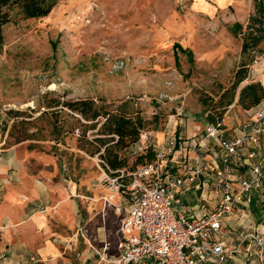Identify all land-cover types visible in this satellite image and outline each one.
Returning <instances> with one entry per match:
<instances>
[{"label":"rangeland","instance_id":"1","mask_svg":"<svg viewBox=\"0 0 264 264\" xmlns=\"http://www.w3.org/2000/svg\"><path fill=\"white\" fill-rule=\"evenodd\" d=\"M48 1L53 5L43 17H25L19 3L1 9L8 20L0 40V252L6 234L23 233L20 225L38 214L41 226L24 224L36 239L29 254L38 259L33 264H97L103 246L118 241L127 202L121 191L108 190L99 153L90 155L81 146L91 148L78 140L85 128L78 115L62 105L47 107L50 100L90 98L114 105L132 99L146 127L125 152L130 162L139 148L156 142L158 132L177 126L173 133L193 139L189 147L198 152L205 107L231 86L234 71L251 55L245 81H260L254 66H263L264 41L250 56L241 54L233 25L245 29L252 0ZM245 81L222 115V130L251 116L237 101ZM202 99H211L209 106ZM55 109L64 129L57 143L49 115ZM98 126L86 129L87 139ZM196 195L186 192L179 206L197 213ZM11 212L17 213L13 226L7 223ZM233 218L228 244L240 252L226 264H264V191L257 203L235 208ZM47 241L58 243L57 255H36Z\"/></svg>","mask_w":264,"mask_h":264},{"label":"built area","instance_id":"2","mask_svg":"<svg viewBox=\"0 0 264 264\" xmlns=\"http://www.w3.org/2000/svg\"><path fill=\"white\" fill-rule=\"evenodd\" d=\"M262 58L264 65V55ZM221 119L207 123L202 139L213 140L215 152L204 160L198 152L192 158H183L176 166L178 172H174L170 154L183 149L185 141L175 134L153 145L152 164L129 173L122 169L114 175L104 171L109 191L124 189L134 196L124 210L122 233L115 245L117 255H105L110 249L107 243L98 252L97 264H226L240 252L217 235L222 217L233 210L234 204H249L253 194L264 186V106L251 112L235 137L222 130ZM142 136L144 141L148 139L147 133ZM259 148L263 151L257 155ZM203 172L211 175L218 200L207 214L192 218L187 210L177 208V194L195 184ZM125 176L130 178L127 183ZM250 236L259 237L253 233ZM36 262L38 259L30 255L28 264Z\"/></svg>","mask_w":264,"mask_h":264},{"label":"trees","instance_id":"3","mask_svg":"<svg viewBox=\"0 0 264 264\" xmlns=\"http://www.w3.org/2000/svg\"><path fill=\"white\" fill-rule=\"evenodd\" d=\"M252 11L248 16L247 24L243 29L241 23H234L235 32L241 35V54L250 56L252 51L258 50L261 42L264 41V0H252ZM13 3H19L25 17L35 18L46 16L53 3L48 0H0V40L1 26L7 22L6 13L2 12V8ZM178 45V44H177ZM179 50L192 57L191 51L183 49L178 45ZM261 53V52H260ZM177 58V57H176ZM253 60L252 55L249 62ZM248 63L242 62L233 73V81L230 87L225 88L218 96L210 108H206V118L208 122H213L217 118H222L226 108L233 102L239 85L247 80ZM264 99V84L260 81L250 80L243 83L238 90L237 101L246 112H253L254 109L262 103ZM204 106H209L211 99L201 100ZM62 105L77 114L75 120L85 128L81 131L78 140L91 146L86 148L81 145L90 155L99 153L101 166L111 175L116 174L115 171L122 169L125 173L133 172L154 162L155 150L152 144L143 148L129 161V156L125 152L137 143L140 134L146 127V121L141 114V109L134 107L132 99L126 98L119 100L117 104L98 103L90 98H81L69 101H60L51 99L48 103L49 108ZM220 108V109H219ZM59 109L49 113L52 120V134L55 143L59 142L64 129L59 122ZM61 116V115H60ZM96 136L89 140L85 132L88 128H94L98 125ZM72 129V128H71ZM70 129V130H71ZM26 137L19 138L18 141L24 140ZM82 148V149H83ZM130 180L129 176H125L124 182ZM126 202H131L134 194L121 189Z\"/></svg>","mask_w":264,"mask_h":264},{"label":"crops","instance_id":"4","mask_svg":"<svg viewBox=\"0 0 264 264\" xmlns=\"http://www.w3.org/2000/svg\"><path fill=\"white\" fill-rule=\"evenodd\" d=\"M261 59L262 56L260 57ZM254 69H256L259 74L257 75L258 80H261V77H264V65H258V66H254ZM264 79V78H263ZM263 83V82H262ZM264 84V83H263ZM264 106V103L260 104L258 107H262ZM250 112V111H249ZM251 114V113H250ZM245 122V120L235 129L231 130V131H227L225 130V133L227 134V136L229 137H235L239 134L240 132V128L242 126V124ZM178 123V121H176V124ZM205 125H207V122H203ZM186 125V124H185ZM184 125V127H186ZM199 128V126H196ZM195 126L193 127L194 129L196 128ZM206 127V126H204ZM178 126L172 130V131H166L164 130L163 132H158L156 134V142L153 143L154 144H160L162 143L166 138H168L170 135L175 134L173 132L178 131ZM204 129L203 128V133H204ZM167 135V136H165ZM187 135L183 136L185 138V147L183 149H175L171 154H170V162L171 165L174 167V172H178L179 169L176 168L177 165H180V163L182 162L183 158L186 157H194L195 155V150L190 148L189 145H191L192 140H189L187 137ZM194 136V135H193ZM201 137V136H200ZM199 137V138H200ZM204 137V135H203ZM203 137L201 139H199L198 141H195V145L198 144V154L200 156V158L202 160L206 159L209 157L211 152H215V150L217 149V145L213 140H202ZM151 138V137H150ZM211 142V143H209ZM262 148H259L257 150V155H260L262 153ZM264 191V186L261 188H259L252 196V201L250 202L251 204L253 203H257L259 200H261L262 198V193ZM186 192H196L197 195L196 197L192 196V199L194 200L193 203V207H195L198 212H194L193 210H190L189 208H182L181 206H179V203L181 201V197L183 194H185ZM11 198H13V194L9 195ZM179 202L177 204V208L179 210H187L188 214L190 217L192 218H199L202 217L203 215L207 214L209 211H211L213 209V207L217 204V200H218V195H217V191L214 188L213 185V181L211 178V175L208 172H203L199 178L197 179V181L195 182V184L188 186L186 189L181 190L180 192H178L177 194ZM14 199V198H13ZM249 203V204H250ZM249 204H245V203H235L234 204V208L233 210L236 209H243L244 207H247ZM130 202H127V208L129 207ZM233 210L227 214H225L222 217V227L221 230L218 234H220L222 232L223 236L221 237V239L225 240L228 243V232L231 230V223L234 222V218H233ZM15 212H11L9 215V218L7 220L8 225L13 226L14 224V220L16 217ZM125 216V212L123 215H121L120 219H119V226L118 228L121 229V223L123 220V217ZM43 217L41 215H34L32 218L28 219V221H26L24 224H30L31 226L34 224H37L39 226H41L43 224ZM226 219H229V221L227 222ZM231 222V223H230ZM21 224L20 226L23 228V233H20L19 229H15L17 231V234L15 235L13 232L9 231L6 236L4 237V247H3V251L0 252L3 254L4 259H2V257L0 256V264H17L20 261H22L23 259L28 258L29 254H32L35 246L33 245V241H35V236L34 238L31 237L30 234V228L27 225ZM25 232H27L28 234L25 235ZM122 233V230H120V235ZM31 237V240H30ZM120 238V236H119ZM119 238L117 240H119ZM117 243V241L115 242ZM113 246L110 247L109 250H107L105 252V255L108 257H114L117 255V251L115 250V245L116 244H112ZM102 246V244L100 245ZM35 252V251H34ZM59 252V248H58V243H54L51 241H47L45 244H43V246H40L38 248V253H36V255H39L41 257H47V256H55L57 255V253ZM57 260V259H56ZM40 264V263H38Z\"/></svg>","mask_w":264,"mask_h":264}]
</instances>
